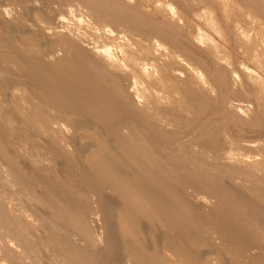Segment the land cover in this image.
Returning <instances> with one entry per match:
<instances>
[{
  "label": "bare ground",
  "instance_id": "bare-ground-1",
  "mask_svg": "<svg viewBox=\"0 0 264 264\" xmlns=\"http://www.w3.org/2000/svg\"><path fill=\"white\" fill-rule=\"evenodd\" d=\"M127 1L0 0V264L264 257V0Z\"/></svg>",
  "mask_w": 264,
  "mask_h": 264
},
{
  "label": "rangeland",
  "instance_id": "rangeland-1",
  "mask_svg": "<svg viewBox=\"0 0 264 264\" xmlns=\"http://www.w3.org/2000/svg\"><path fill=\"white\" fill-rule=\"evenodd\" d=\"M19 1V5L21 6L20 7V9L22 10L23 8L25 9V10H27V8L28 7H32V4H34V2L32 3L31 2V0H18ZM126 1V0H125ZM170 0H144V2H143V4L144 5H147V3L149 4V5H155L157 2L160 4L161 2H162V4H166V3H168ZM10 2V1H9ZM8 2V5L10 6V7H12V8H15V4H13L12 2H10L9 3ZM127 5L128 6H134V5H136V4H138V0H128L127 2ZM151 3V4H150ZM157 3V4H158ZM28 6V7H27ZM27 7V8H26ZM124 7V6H123ZM19 9V10H20ZM35 10H33V16L30 18V17H28V20H36V19H38L37 17H39V15L41 14L42 15V11H37V9H36V7L34 8ZM61 9V10H60ZM60 9H58L57 11L55 10L54 11V17H56L58 14H65V12H64V9H62V8H60ZM20 10V12L22 13V11ZM43 12H45L44 10H43ZM26 13V12H25ZM57 13V14H56ZM121 14L123 15V11H121ZM25 15V14H24ZM37 16L36 18H35V16ZM122 15H121V17H122ZM254 33L256 34L257 33V30H253V31H251L250 32V34H251V36H253L254 35ZM242 63H244V61L242 62ZM233 96H235V95H233ZM235 100V101H234ZM238 101V102H237ZM232 103H233V105H231V107L233 108V109H236V111H238V110H241L240 112H241V117L244 119V120H248L249 118H251V116H252V113H253V111H254V107H253V105H250V104H247L245 101H244V99H242L241 97H239L238 95L237 96H235L234 97V99L231 101ZM237 103V104H236ZM237 105V106H236ZM238 105H239V107H238ZM234 106H235V108H234ZM252 106V107H251ZM240 108V109H239ZM238 109V110H237ZM251 137H253L252 135H251ZM250 137V135H248V138H251ZM257 145V144H255V143H250L249 145ZM246 145H248V144H246ZM252 152V151H251ZM251 152H249V153H251ZM245 153H248V152H245ZM208 202H210V205L212 204V201L210 200V201H208ZM208 205H209V203H208ZM212 255V254H211ZM252 259H253V263L252 264H264V257H251ZM216 261H218L217 259H216ZM216 261H214L212 264H215V263H217L218 264V262H216Z\"/></svg>",
  "mask_w": 264,
  "mask_h": 264
}]
</instances>
